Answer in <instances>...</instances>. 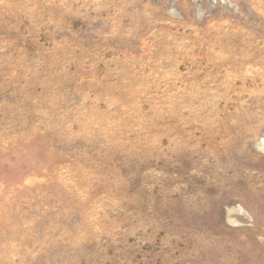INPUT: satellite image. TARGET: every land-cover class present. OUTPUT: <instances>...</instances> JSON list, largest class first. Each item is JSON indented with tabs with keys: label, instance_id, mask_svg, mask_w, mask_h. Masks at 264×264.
I'll use <instances>...</instances> for the list:
<instances>
[{
	"label": "rangeland",
	"instance_id": "1",
	"mask_svg": "<svg viewBox=\"0 0 264 264\" xmlns=\"http://www.w3.org/2000/svg\"><path fill=\"white\" fill-rule=\"evenodd\" d=\"M0 264H264V0H0Z\"/></svg>",
	"mask_w": 264,
	"mask_h": 264
}]
</instances>
